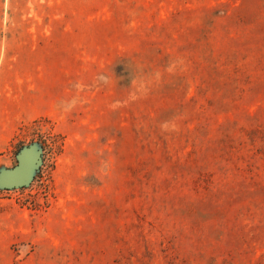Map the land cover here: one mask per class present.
I'll use <instances>...</instances> for the list:
<instances>
[{
  "label": "rangeland",
  "instance_id": "rangeland-1",
  "mask_svg": "<svg viewBox=\"0 0 264 264\" xmlns=\"http://www.w3.org/2000/svg\"><path fill=\"white\" fill-rule=\"evenodd\" d=\"M0 264H264V0H0Z\"/></svg>",
  "mask_w": 264,
  "mask_h": 264
},
{
  "label": "water",
  "instance_id": "water-1",
  "mask_svg": "<svg viewBox=\"0 0 264 264\" xmlns=\"http://www.w3.org/2000/svg\"><path fill=\"white\" fill-rule=\"evenodd\" d=\"M16 164L0 167V190L27 187L42 164V146L32 142L21 146L15 154Z\"/></svg>",
  "mask_w": 264,
  "mask_h": 264
}]
</instances>
